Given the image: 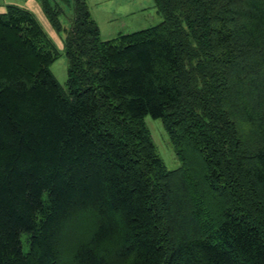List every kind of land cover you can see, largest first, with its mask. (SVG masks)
Listing matches in <instances>:
<instances>
[{
  "label": "trees",
  "instance_id": "16d2710c",
  "mask_svg": "<svg viewBox=\"0 0 264 264\" xmlns=\"http://www.w3.org/2000/svg\"><path fill=\"white\" fill-rule=\"evenodd\" d=\"M153 2L102 40L72 0L66 91L33 14L0 12V264H264V0Z\"/></svg>",
  "mask_w": 264,
  "mask_h": 264
},
{
  "label": "rangeland",
  "instance_id": "374dc122",
  "mask_svg": "<svg viewBox=\"0 0 264 264\" xmlns=\"http://www.w3.org/2000/svg\"><path fill=\"white\" fill-rule=\"evenodd\" d=\"M49 2L59 9L60 30H56L51 25L42 9L40 0H0V12L5 11L6 5L12 3L33 14L58 52V57L51 63L50 70L66 91L67 59L64 52V39L73 14L72 0H49ZM86 3L99 26L100 39L102 40L114 38L118 34L145 29L162 21V16L157 11L153 0H86ZM144 121L166 168H178L180 161L173 151L161 120L146 115ZM25 236L26 234L22 233L21 246L24 252L28 250Z\"/></svg>",
  "mask_w": 264,
  "mask_h": 264
}]
</instances>
